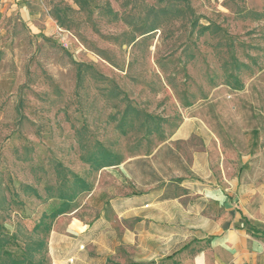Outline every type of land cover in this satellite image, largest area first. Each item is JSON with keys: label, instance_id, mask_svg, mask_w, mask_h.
I'll use <instances>...</instances> for the list:
<instances>
[{"label": "rangeland", "instance_id": "374dc122", "mask_svg": "<svg viewBox=\"0 0 264 264\" xmlns=\"http://www.w3.org/2000/svg\"><path fill=\"white\" fill-rule=\"evenodd\" d=\"M261 155L264 0H0V232L16 259L164 264L149 251L169 253L186 215L215 217Z\"/></svg>", "mask_w": 264, "mask_h": 264}, {"label": "crops", "instance_id": "0c3cea01", "mask_svg": "<svg viewBox=\"0 0 264 264\" xmlns=\"http://www.w3.org/2000/svg\"><path fill=\"white\" fill-rule=\"evenodd\" d=\"M258 159L260 165H250L221 192L225 203L215 217L193 220L186 215L185 229L169 232L163 240L170 241L169 253L151 250L146 259L165 256L164 264H264V155Z\"/></svg>", "mask_w": 264, "mask_h": 264}, {"label": "trees", "instance_id": "16d2710c", "mask_svg": "<svg viewBox=\"0 0 264 264\" xmlns=\"http://www.w3.org/2000/svg\"><path fill=\"white\" fill-rule=\"evenodd\" d=\"M115 164L114 160H110L107 162H98L96 167L97 169ZM64 210L63 208L59 207L53 215H57L62 213ZM6 241V238L4 235L0 232V264H25L23 260L16 259L8 250H5L4 243ZM30 264H41L40 262H30Z\"/></svg>", "mask_w": 264, "mask_h": 264}, {"label": "built area", "instance_id": "2783aa9c", "mask_svg": "<svg viewBox=\"0 0 264 264\" xmlns=\"http://www.w3.org/2000/svg\"><path fill=\"white\" fill-rule=\"evenodd\" d=\"M70 261H72V259H70Z\"/></svg>", "mask_w": 264, "mask_h": 264}]
</instances>
